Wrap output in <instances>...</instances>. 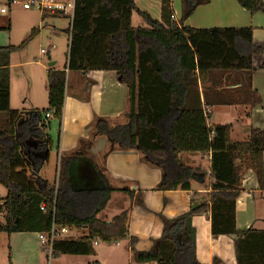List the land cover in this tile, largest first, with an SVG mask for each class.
Here are the masks:
<instances>
[{"label": "trees", "instance_id": "obj_1", "mask_svg": "<svg viewBox=\"0 0 264 264\" xmlns=\"http://www.w3.org/2000/svg\"><path fill=\"white\" fill-rule=\"evenodd\" d=\"M11 1L7 0V5ZM236 1L249 14L264 16V1ZM208 2L183 0V18ZM132 12L141 17L147 29L132 27ZM46 15L64 17L43 13L42 20ZM172 15L171 0H161L160 21L138 9L135 0H75L71 27L66 31L65 67L47 71L48 107L42 110L11 109L10 57L22 50L26 41L19 46L0 47V185L6 190L0 205V233H45L54 206L61 225L69 230L87 229V233L76 240L56 241L52 257L92 255L93 239L97 237L103 242L128 239L138 263L200 264L195 258L191 219L208 212L212 237H233L236 264H264V230L241 231L235 226V203L242 192L241 171L252 170L262 183L264 128L250 129L245 141H233V124L208 123L209 116L204 113V107H254L260 103L251 89V80L255 72L253 59L262 54V48L253 44L251 28L177 27ZM38 32L32 29L29 39ZM66 70L115 72L129 91L127 112L115 123L95 121L90 142L82 143L70 156H61L56 183L50 185L39 176L52 145L46 134L48 124H41V120L43 114L51 112L52 118L61 122ZM230 73L238 78L231 79L238 85L235 90L223 88ZM99 136H105L112 148H136L147 165L160 169L162 180L156 188L160 192L187 191L191 182L202 184L207 171L183 165L178 155L210 154L209 202L191 206L187 213L173 219L160 216L162 234L155 242L156 250L154 245L150 251H136V238L128 234L126 211L109 223L97 219L114 192L131 196L127 188L112 187L104 167L96 165L88 154ZM86 158L93 162L97 173L92 189L81 188L82 179L77 180V173L69 168L72 160ZM42 204L45 212L40 210Z\"/></svg>", "mask_w": 264, "mask_h": 264}, {"label": "crops", "instance_id": "obj_2", "mask_svg": "<svg viewBox=\"0 0 264 264\" xmlns=\"http://www.w3.org/2000/svg\"><path fill=\"white\" fill-rule=\"evenodd\" d=\"M151 3L156 6L157 13L156 15H149H152V19L160 21L161 0H152ZM230 5L233 21L229 24V27L226 25L223 28H251L253 30V44L262 48V54L255 56L253 59L255 72L251 80V89L259 96L260 103L251 109L250 117H246L245 115L244 118L240 114V111H243V109L239 105L235 106L239 110L238 115H240L242 120L243 127L241 126V134H247L249 136L250 129L264 128V68H261V65L264 63V16L259 15V13L251 15L240 6L237 5V7L232 0H228L222 10L224 11ZM226 11L228 12V10ZM145 12L147 13V11ZM172 16V20L176 22L177 27L191 28L188 25L193 26V24L188 23V20L182 21V24L179 23L181 20L177 18L176 11H173ZM46 19L54 18L46 15V18L42 20L41 14V22ZM131 25L133 28H148L147 24L136 12H132L131 14ZM212 28L202 27L193 29L206 30ZM51 31L53 33L55 28ZM41 56L48 57V67L38 65L46 70V78L43 82V92L46 94L47 71L49 69L63 70L65 64L62 68L57 69L55 68L57 62L55 60L52 61L51 53L47 52L46 55ZM229 76L230 80L227 81L223 88L229 90L237 89L238 85L231 82V79L238 80V78L234 77L232 73ZM201 86L199 84L200 92ZM205 86L207 87L209 84L206 83ZM128 96V88L120 81V78L115 72L90 71L78 73L67 71L61 122L57 123V120L54 121L51 116L47 127L50 133L52 131V122H55L57 127L56 131L55 129L53 131L57 134V130L59 129V135L56 136V141L53 142L51 140V147L54 148L55 154L52 159L51 150L49 151L48 160L39 171L41 179L50 184L44 178L43 171H45V168L51 166L52 173L55 175V184L61 156H70L80 149L82 143L90 142L91 128L94 121L106 119L115 123L117 120H122L127 112ZM11 99L12 95L10 91V104ZM200 99L203 102L202 95ZM25 102L28 103L27 107L19 111L28 112L35 109H46L48 107V98L46 108L42 100L38 101L36 97L28 94H25ZM213 107H204V113L209 116L207 122L212 124H214L212 121ZM233 132L234 129H232L231 134ZM245 138L247 137L245 136ZM231 139L233 140V138ZM108 150L110 152L103 157V154ZM88 154L95 158L94 162L96 161V165L104 167L105 175L112 187L117 189L127 188L131 192V196L122 192H114L105 209L97 215V219L101 222L109 223L113 217L126 211L128 214V234L130 237L136 238V251H150L153 249L155 242L160 239L162 234L160 216L166 219H173L187 213L191 206H199L209 202L211 191L209 183L212 182L209 171L210 154H179L178 160L180 163L188 167H202L207 171V176L202 184L191 182L190 189L187 191L177 189L165 192L156 190L162 180L161 170L141 163V157L143 156L136 148L131 150L112 148L110 141L105 136H100L94 140L89 148ZM262 161L264 172V151ZM71 167L74 173L81 175L80 178L83 181L80 185L81 188L92 189L94 187L97 173L92 161L87 158L82 161L72 160L69 163L70 170ZM82 170H85L84 173ZM241 173L242 192L235 203V226L241 231L249 228L264 230V184H259L255 173L250 169L242 170ZM116 198L119 199L118 203ZM139 201H141V204ZM110 202H115L118 205L115 210V212H118L114 215L112 214L113 216H110L111 214L108 216L104 214ZM0 203L2 204L1 199ZM191 225L195 231V258L200 264H236L233 237L226 235H221L216 238L212 237L208 212L193 216ZM77 230L84 232L80 237L87 233V229ZM1 234L7 235L5 240L8 243V250L3 255L8 258V264H50L51 261L47 260L46 254L42 251L40 245L38 244L39 247L37 249L31 243L34 238L36 240L38 239V233ZM121 240L103 242L96 237L93 239L94 253L92 255H59L53 257L52 260L58 262L66 256L65 258L71 264H142L134 260L133 254L129 249L128 239ZM101 242L102 244H100ZM122 242L124 243L123 245L121 244ZM214 260H217L216 263H214Z\"/></svg>", "mask_w": 264, "mask_h": 264}, {"label": "rangeland", "instance_id": "obj_3", "mask_svg": "<svg viewBox=\"0 0 264 264\" xmlns=\"http://www.w3.org/2000/svg\"><path fill=\"white\" fill-rule=\"evenodd\" d=\"M182 1L183 0H171L172 10L177 12V18L179 20H188L189 24H193V26L188 25L191 26V28H223L226 25L229 27V24L233 21L231 5L227 6L224 11L222 10L228 0H209L207 4L197 6L187 18H183L184 8ZM232 1L235 2L236 6L238 5L236 0ZM151 2L152 0H135V5L141 11H147L148 14L156 15V6H154ZM1 8L6 9L7 13L0 14V47L8 45L19 46L22 42L26 41L24 48L13 52L10 57L9 75L10 91L12 95L10 106L13 110L26 108L28 103L25 102V94H28L36 97L38 101L42 100L46 108L47 93L45 94L43 92V82L46 78V70L38 65H45L48 67V57L41 56L40 51L45 50L48 53H51L52 61L55 60L57 62L55 68L60 69L64 66L68 45V35L66 30L69 27V18L59 17L46 19L41 22V13L36 10H24L22 8V0H16L14 3L10 2L9 5H7V0H0V9ZM226 10H228V12ZM260 14L261 13H259V15ZM53 28H55V31L52 33L51 30H53ZM32 29H39V32L32 39H29ZM37 61L39 62L38 64ZM240 107L243 109V111H240L241 116L243 118L245 115L246 117H250L251 109L253 107H250L249 105H241ZM212 112V121L215 125L234 124V132L231 134V138H233V140L245 141L248 139L247 134H241V129L243 127L242 120L240 115H238L239 110L235 106H214L212 108ZM54 121H56V119H54ZM56 122L58 123V121ZM94 123L95 121L93 124ZM56 127V123L52 122V131L49 133V129H46V134H50L49 136L52 138L53 142L56 141V136L59 135V129L57 130V134L55 133ZM54 129L55 131H53ZM245 136L247 138H245ZM51 148L50 150L53 159L55 150L54 148ZM91 158L92 161L95 160V158ZM141 163L147 165V163L143 161V157H141ZM44 170V178H46L50 185H53L55 175L52 173L51 166L45 168ZM82 171L84 173L85 170ZM80 177V174L75 176L77 180L82 179ZM262 183L264 184V172L262 176ZM5 196L6 190L0 185V199ZM118 200L119 199L116 198L117 203ZM117 203L115 204V202H110L104 211V214L107 216L110 214V216L116 214L118 212H115L118 206ZM0 222H3V212L0 213ZM72 230L73 231H70L67 235H64L63 238L75 240L80 237L82 233L84 234L81 230ZM5 237H7L6 234L0 233V264H8V258L3 255L8 250V243L6 242ZM37 241L38 239L36 240V238H34L31 243L38 249L39 243ZM100 244H102V242ZM121 244L123 245L124 243L122 242ZM65 257L66 256L58 262L52 260V257L50 259V264H71V262Z\"/></svg>", "mask_w": 264, "mask_h": 264}, {"label": "built area", "instance_id": "obj_4", "mask_svg": "<svg viewBox=\"0 0 264 264\" xmlns=\"http://www.w3.org/2000/svg\"><path fill=\"white\" fill-rule=\"evenodd\" d=\"M16 0H12L14 3ZM75 7V0H22V8L24 10H36L43 13L55 14L58 13L61 16L69 18V28L71 27L73 11ZM1 14H6L7 11L4 8L0 9ZM173 19V16H171ZM41 55H46L47 51L41 50ZM67 73V70H66ZM51 118V112L43 114L41 124H48L49 119ZM60 158V155H59ZM42 212L46 211L45 205L40 206ZM51 214V225L47 232L38 233L37 238L42 251L46 254L47 260L50 261L52 258V247L53 244L63 239L64 235L69 233V229L66 226H63L59 223L56 208L53 206L50 210Z\"/></svg>", "mask_w": 264, "mask_h": 264}, {"label": "water", "instance_id": "obj_5", "mask_svg": "<svg viewBox=\"0 0 264 264\" xmlns=\"http://www.w3.org/2000/svg\"><path fill=\"white\" fill-rule=\"evenodd\" d=\"M154 248H155V250H156V248H157V245H155V247H154Z\"/></svg>", "mask_w": 264, "mask_h": 264}]
</instances>
